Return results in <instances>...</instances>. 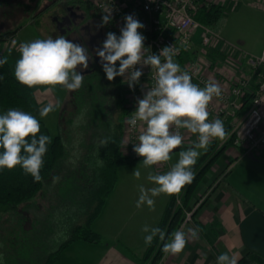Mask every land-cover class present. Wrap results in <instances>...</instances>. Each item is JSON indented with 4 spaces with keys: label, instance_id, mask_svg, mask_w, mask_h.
<instances>
[{
    "label": "clouds",
    "instance_id": "obj_1",
    "mask_svg": "<svg viewBox=\"0 0 264 264\" xmlns=\"http://www.w3.org/2000/svg\"><path fill=\"white\" fill-rule=\"evenodd\" d=\"M109 21L110 14L104 15L101 26ZM124 21L120 35L108 32L102 47L95 49V53L106 78L112 81L117 76L125 77L127 74L130 89L139 83V78L143 75L141 69L135 68L136 65L150 66L155 70L154 85L147 88L142 98L137 99L136 109L127 121L132 127H136L138 122L142 125V131L137 137L138 143L133 147L136 155L142 158V166L150 168L170 161L171 153L183 143L181 129L197 136L196 141H192L187 149L179 151L178 161L169 171L163 174L148 173L147 180L154 187L146 189L143 185L139 186L140 195L136 207L146 204L154 210L153 198L161 194H179L185 185L192 183V167L201 155V150L206 151L212 139L222 141L226 138L227 132L222 120L208 119V105L213 97L221 96V88L211 81L206 82L204 87L194 84L189 73L174 61L172 46L163 47L159 55L150 52L145 58V37L138 31L144 25L132 15L126 16ZM19 53L14 75L21 84L28 87L62 86L69 91L82 87L84 76L76 69L78 66L87 69L91 59L83 45L74 43L63 35L22 42ZM7 62V57L0 58V65ZM52 110V105H48L40 110V115L46 116ZM39 132L38 119L28 112L10 108L0 114V169H13L19 165L34 182H40L43 157L51 138L43 134L37 135ZM132 175L139 179V168ZM141 231L148 233L144 237L146 245H150L156 237L160 241L165 240V232L159 227L145 225ZM199 231V228L189 229L187 234L182 230L175 231L171 234L170 241L163 243L162 251L172 255L179 254L188 242V235L196 239ZM216 259L217 264H237L236 259L227 253L219 254Z\"/></svg>",
    "mask_w": 264,
    "mask_h": 264
},
{
    "label": "rangeland",
    "instance_id": "obj_2",
    "mask_svg": "<svg viewBox=\"0 0 264 264\" xmlns=\"http://www.w3.org/2000/svg\"><path fill=\"white\" fill-rule=\"evenodd\" d=\"M46 2L48 0H39L36 10L38 9L39 12ZM222 6L223 12L220 19L215 25L210 26L211 43L203 46L198 32L189 48L191 56L200 58V60L202 58L204 61L218 62V60L256 55L264 40V8L261 3L257 0H225ZM54 11L53 9L45 10L36 19L22 15L15 18L10 16L1 20L2 31L18 28L13 37L0 43V51L4 57H7L13 68L20 57V43L59 36L52 18ZM122 83L123 105L128 107L127 104L131 100L130 92L126 90L123 78ZM33 87L37 90L36 97L42 109L52 105L53 110L46 116H41L40 113L30 114L42 120L52 136L61 133L66 150L54 168L53 176L46 181L42 192L37 197L17 208L0 209V264H40L46 254L65 240L66 228L74 223L85 224L87 215L93 211L97 203L96 200L87 199V194L91 189L93 192L96 191L97 184L94 181L90 182V179L91 177L94 179V174L97 173L94 164H98L99 160L79 153L82 149L79 143L84 139H89L78 126L87 122L86 117L89 114L87 110L80 109L82 98H86V93L77 90L69 91L62 86L37 85ZM77 112L78 115H76ZM127 116L123 117L120 104H116L115 109H111L110 120L114 123H124L122 143ZM212 142L213 140L210 141L207 150ZM216 143V147L210 154L208 153V156H205L206 158L204 157V162L195 170L194 175L221 144L218 139ZM189 146L171 153L172 159L168 161L169 165L175 164L179 158V151ZM124 151L126 152L122 149L123 154H125ZM206 151L201 150L197 161ZM137 161L124 165L119 170L138 167L140 164H134ZM233 162L234 157L225 151L216 160L218 165H231ZM200 184L201 182L198 185ZM181 203L182 192L176 195V205L180 206ZM200 203L201 199L192 208L187 209L185 218L189 211H193L194 215ZM139 260L140 257L137 256L136 263Z\"/></svg>",
    "mask_w": 264,
    "mask_h": 264
},
{
    "label": "crops",
    "instance_id": "obj_3",
    "mask_svg": "<svg viewBox=\"0 0 264 264\" xmlns=\"http://www.w3.org/2000/svg\"><path fill=\"white\" fill-rule=\"evenodd\" d=\"M261 6L264 8L263 4ZM263 45L264 40L256 55L260 54ZM189 60L201 62L203 75L219 84L224 91H228L243 74L251 73L247 57L209 62L193 58L188 52L181 64ZM254 80L257 81L258 76ZM33 89L36 95L37 90ZM210 103L219 105L217 100ZM208 119H214L211 112ZM184 136V146L197 139L187 130H184ZM212 140V144L217 142V139ZM224 151L234 157V162L231 165L214 162L208 169L184 212L199 199L201 203L192 219L179 229L187 234L189 229L199 228L200 224L205 233L200 230L196 239L188 235L183 251L176 255L166 253L161 264H217L216 258L221 253H227L238 261L249 250L264 256V147L252 156L244 155L241 148L233 145ZM137 163L140 164L138 167L128 170L118 168L117 181L102 212L92 224L101 235L102 242L74 241L62 251L56 264H137V256L141 257L147 246L144 237L148 233L141 229L145 225L157 227L170 197L164 194L154 197V210L146 204L138 208L139 186L146 189L154 187L147 180L148 173L163 174L171 167L169 162L167 167L158 164L150 168L142 166V159L134 164ZM136 168L141 172L139 179L132 175Z\"/></svg>",
    "mask_w": 264,
    "mask_h": 264
},
{
    "label": "trees",
    "instance_id": "obj_4",
    "mask_svg": "<svg viewBox=\"0 0 264 264\" xmlns=\"http://www.w3.org/2000/svg\"><path fill=\"white\" fill-rule=\"evenodd\" d=\"M38 2L39 0H0V43L13 37L18 31V28L2 31L1 20L3 21L10 16L15 18L22 15L36 19L39 14L38 9L36 10ZM222 12V5H214L208 10L197 12L195 18L204 25L213 26L220 19ZM101 15L104 16L102 13ZM115 33L118 36L116 31ZM187 54L188 52L175 62L181 64L185 61ZM0 58H4L1 51ZM116 67H119V62H117ZM256 77L257 74H254L250 90L243 93L242 97L245 102V108L248 107L253 92L258 87V81L254 80ZM122 78V76H117L112 81L99 82L98 85L89 88V92L93 94L92 97L88 94L86 98H82L83 105L82 107L80 106V109L83 110L84 108L89 114L86 117L87 122L81 123L78 126L86 133L89 139H84L83 142L79 143L82 147L79 153L99 160L98 164H94L97 173L94 174V179L93 177L90 179V182H96V191L93 192L91 189L87 194V199L96 200L97 203L93 211L87 215L85 224L74 223L71 227L66 228L64 231L65 240L54 250L46 254L40 264H56L62 251L74 241L82 240L94 244L102 242L101 235L93 229L92 224L102 212L106 198L117 181L118 168L142 159L141 157L132 158L122 153L124 123H114V121L110 120L111 109H115L116 104L122 106L123 117L128 115L132 109L123 105L124 90ZM97 88L99 92L101 90L106 91H104L102 96H99L95 93ZM110 98H112V103H107V99ZM10 108H17L28 113H40L42 106L36 98L33 87L23 85L15 78L14 70L8 61L6 64L0 65V114H4ZM78 112L76 115H78ZM38 121L40 123V132L37 135L43 134L51 138L48 150L43 157L44 164L40 172L42 180L34 182L33 178L25 174L19 165L13 169H0V209L17 208L37 197L42 192L46 181L50 180L53 176L54 168L65 153V141L62 134L52 136L45 123L42 120ZM71 127L73 128V125ZM28 139L30 140L31 137ZM101 141H105L106 143L102 144ZM215 146L216 143H213L199 161L196 162L192 167L193 173L204 162L205 156H208V153L210 154ZM229 146H232L231 141L216 149L211 158L194 175L192 183L182 188L180 191L182 192V203L180 206L176 205L177 194L169 197L157 225V227L165 232V240L160 241L158 237L154 238L152 243L146 246L137 264H161L166 254L162 251L163 243L170 241L171 234L179 230L184 222V210L187 208L193 192L208 169ZM180 147L184 148L185 146L181 145ZM198 226L205 233L202 225L199 224ZM237 264H264V256L256 251L249 250L237 261Z\"/></svg>",
    "mask_w": 264,
    "mask_h": 264
},
{
    "label": "built area",
    "instance_id": "obj_5",
    "mask_svg": "<svg viewBox=\"0 0 264 264\" xmlns=\"http://www.w3.org/2000/svg\"><path fill=\"white\" fill-rule=\"evenodd\" d=\"M97 11L103 15L110 14V21L120 35V29L124 27V18L132 15L141 22L144 27L138 31L145 37L144 57L151 52L159 55L163 47L174 49V61L182 58L193 43L195 35L199 32V38L203 46L211 43V27L200 23L195 14L200 10H208L214 5H222L225 0H87ZM237 1V0H236ZM264 5V0H257ZM163 60V58H162ZM247 64L251 73L243 74L235 81L228 91L221 89L220 97H213L219 105L209 103L208 110L214 119L219 118L224 124L227 136L221 141L220 146L231 141L232 145L242 149L244 155L256 154L264 147V45L259 55H249ZM182 70L189 73L192 82L204 87L209 80L203 75L198 61L189 60L179 64ZM143 75L139 83L131 89L127 83V74L123 77L126 90L130 92L131 100L128 107L131 111L125 122V133L122 149L132 158H139L133 151L134 144L138 143L137 137L142 131V125L138 122L136 127L130 126L127 121L136 109V101L142 98L147 88L154 85L155 70L150 66L136 65ZM258 76V87L253 92L248 107L243 111V93L250 90L253 75ZM243 111V112H242ZM241 113V115H239ZM213 119V120H214ZM184 136V130L181 129ZM183 144V143H182ZM219 146V147H220ZM121 149V150H122ZM168 166V162L161 164ZM193 211L186 213L184 224L191 220Z\"/></svg>",
    "mask_w": 264,
    "mask_h": 264
},
{
    "label": "flooded vegetation",
    "instance_id": "obj_6",
    "mask_svg": "<svg viewBox=\"0 0 264 264\" xmlns=\"http://www.w3.org/2000/svg\"><path fill=\"white\" fill-rule=\"evenodd\" d=\"M51 9L55 10L52 18L59 35L65 36L66 39L74 43L83 45L91 56L87 69L78 66L76 70L84 76L83 85L77 91L86 93V97L88 94L92 97L93 94L89 92L90 87L98 85L99 82H109L102 69L100 59L96 56L95 49L102 47L108 32L115 33L114 27L111 21L101 26L103 16L87 0H48L39 9L38 16L45 10ZM60 21H63L64 25L58 26ZM104 91L106 90L99 92L97 88L95 93L102 96ZM108 102L112 103V98L107 99ZM82 105L83 103L81 107Z\"/></svg>",
    "mask_w": 264,
    "mask_h": 264
},
{
    "label": "water",
    "instance_id": "obj_7",
    "mask_svg": "<svg viewBox=\"0 0 264 264\" xmlns=\"http://www.w3.org/2000/svg\"><path fill=\"white\" fill-rule=\"evenodd\" d=\"M61 25H64V22L63 21H60L59 23H58V26H61ZM181 149V147L180 148H178V149H176V150H174V151H178V150H180ZM173 151V152H174ZM172 152V153H173ZM251 156H252V154H250Z\"/></svg>",
    "mask_w": 264,
    "mask_h": 264
}]
</instances>
